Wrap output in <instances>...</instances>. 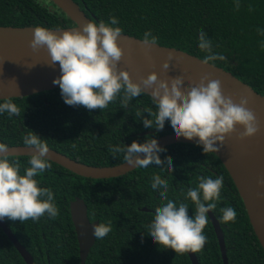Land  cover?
Here are the masks:
<instances>
[{"label": "trees", "instance_id": "1", "mask_svg": "<svg viewBox=\"0 0 264 264\" xmlns=\"http://www.w3.org/2000/svg\"><path fill=\"white\" fill-rule=\"evenodd\" d=\"M95 23L115 16L122 33L143 38L146 31L158 38V44L182 50L203 60L206 55L198 47V35L205 31L213 50L226 56L214 65L223 68L264 95V0H74ZM239 3V9L236 3ZM251 9V10H250ZM76 24L51 0H0V26L44 27L59 29ZM121 96L103 110L66 105L60 88L27 97L12 98L20 108V116L0 114V143L23 144L29 131L47 140L50 148L68 157L96 167L124 163L123 154L109 152V147L146 138H158L174 132L166 121L163 130L145 128L142 120L153 119L148 111L157 109L152 97L144 94L122 108ZM4 99H0L3 103ZM76 148H72V144ZM160 153L163 161L171 157L173 170L150 165L137 168L124 176L90 179L79 176L52 162L50 170L35 177L40 187L50 188L60 214L55 219L45 215L39 221L21 223L4 219L20 243L30 252L35 264H81L79 244L71 218L70 203L85 201L91 222H112V231L92 247L86 264H192L188 253H175L153 242L148 225L154 209L161 201L160 191L153 190V177L167 180L168 199L187 203L189 216L195 206L186 199L189 188L196 187L199 177L223 176L221 199L212 212L224 236L229 264H264V250L251 224L239 190L215 153H203L193 143H177ZM31 156H11L29 167ZM237 211L234 223H222L221 208ZM147 208L148 211H143ZM208 237L199 264H224L222 253L209 217L204 229ZM0 264H26L18 250L0 227Z\"/></svg>", "mask_w": 264, "mask_h": 264}, {"label": "clouds", "instance_id": "2", "mask_svg": "<svg viewBox=\"0 0 264 264\" xmlns=\"http://www.w3.org/2000/svg\"><path fill=\"white\" fill-rule=\"evenodd\" d=\"M47 2L44 0V3ZM239 7L237 2L236 8ZM118 24V18L111 16L107 23L101 20L99 23L87 22L82 28L57 29L56 32L62 33L60 35L44 27L33 29L29 47L33 52L46 48L50 57L49 66L59 63L61 75L53 80V84L59 85L66 105L103 110L122 94V108H127L130 101L150 90L157 111H148L154 120L143 119V126L159 131L168 121L177 139H196L204 154L219 153L225 138L233 134L237 135L238 140L245 141L260 133L261 125L256 113L249 107V99L241 95L236 102L234 97L225 96L219 79L203 75L198 83L190 82L188 89L183 90V75L160 79L153 71L146 78L141 76L137 82H133L129 72L118 67L124 55V49L117 42L123 31L116 26ZM140 43L150 51L152 46L158 45V38L151 31H146ZM198 47L206 53L201 62L203 65L227 59L213 50V43L203 30L198 35ZM173 60L179 62L181 57L169 52L162 68L167 71ZM5 112L9 117L20 116V108L11 97L0 103V114ZM238 128L242 131H238ZM46 141L32 131L23 137L24 146L34 150L28 160L30 166L24 168L23 175L20 174V160L10 158L7 154L9 146L0 143V220L7 218L23 223L29 219L37 222L45 215L50 219L59 216L60 209L55 203L53 191L40 187L35 179L52 167ZM72 148L75 149L76 144L73 143ZM165 151L154 138H146L144 143L133 141L130 146L121 143L109 147L113 159L116 154H123L126 164L135 168L157 165L166 166L172 171L171 157L166 156L163 161L160 159V153ZM152 179V189H162L160 199L166 203L155 207L154 218L148 225V235L154 243L175 253L202 251L208 242L204 234L209 223L208 213L216 209V202L221 199L223 176L215 179L199 177L198 185L188 189L186 199H190L195 206L191 217L187 203L177 204L168 199L167 180L159 175ZM257 187L264 189V176L257 178ZM220 211L222 223L236 221L238 214L235 208L229 206ZM111 231V221L93 226V235L97 240L104 239Z\"/></svg>", "mask_w": 264, "mask_h": 264}, {"label": "water", "instance_id": "3", "mask_svg": "<svg viewBox=\"0 0 264 264\" xmlns=\"http://www.w3.org/2000/svg\"><path fill=\"white\" fill-rule=\"evenodd\" d=\"M51 1L76 24L73 27L82 28L83 24L94 22L74 0ZM35 28L0 26V99L27 97L59 88V85L53 84V80L61 75L59 63L49 66L50 57L46 48L33 52L29 47ZM70 28L72 27L59 28V30ZM47 29L54 31L57 35L62 34L56 32L57 29ZM141 40L122 33L117 41L118 45L124 49V55L118 62V67L128 71L133 82H137L141 76L146 78L153 71L158 74L160 79H164L166 76L183 75L185 80L183 90H187L190 82L198 83L203 75H208L212 79L221 81L222 92L225 96L234 97L236 102L239 101L241 95L249 99V107L256 113L261 125L260 133L245 141L238 140L236 134L226 137L221 151L215 154L233 178L248 211L253 229L264 250V238L254 219V214L264 218V189L257 187V178L264 176V95L256 92L250 85L223 68L214 64L203 65L202 59L194 55L159 44L152 46L149 51L146 46L140 43ZM169 52H172L174 56L181 57V60L179 62L173 60L169 69L165 71L162 65L165 63ZM146 94L150 95V90ZM238 131H242V129L238 128ZM156 140L161 148L177 143L198 144L196 139L192 141L185 140L183 137L177 139L174 132L162 135ZM7 154L10 157L31 156L34 154V150L28 149L24 145L10 146ZM48 156L50 161L79 176L90 179L118 178L137 169L126 164V162L111 167L87 165L50 147ZM143 211H148V209L143 208ZM70 212L79 244L80 261L81 264H86L90 251L96 242L93 226L99 222L90 221L87 205L81 198H76L70 203ZM208 216L219 241L223 263L229 264L222 227L212 212H209ZM0 227L25 263L35 264L33 256L20 243L4 220H0ZM188 255L192 264H199L196 253H188Z\"/></svg>", "mask_w": 264, "mask_h": 264}, {"label": "bare ground", "instance_id": "4", "mask_svg": "<svg viewBox=\"0 0 264 264\" xmlns=\"http://www.w3.org/2000/svg\"><path fill=\"white\" fill-rule=\"evenodd\" d=\"M255 222L258 226V229L260 230L263 238H264V218L258 217V215L254 214Z\"/></svg>", "mask_w": 264, "mask_h": 264}]
</instances>
